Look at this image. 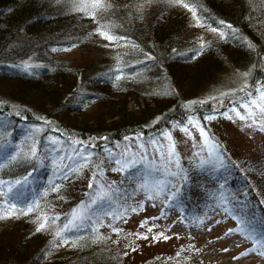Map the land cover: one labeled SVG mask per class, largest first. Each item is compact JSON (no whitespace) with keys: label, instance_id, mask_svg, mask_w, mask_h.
<instances>
[{"label":"trees","instance_id":"16d2710c","mask_svg":"<svg viewBox=\"0 0 264 264\" xmlns=\"http://www.w3.org/2000/svg\"><path fill=\"white\" fill-rule=\"evenodd\" d=\"M101 2L103 9H81L77 0H0V180L5 182L0 185V264H191L180 261L185 253H150L145 241L151 232L139 236L143 230H125L112 216L96 218L101 210L131 216L130 208L138 203L132 199L137 182L165 175L134 165L108 187L101 178L119 159L113 148L131 136L173 130L188 116L207 126L205 114L231 108L235 96L218 106L211 100L193 108L187 104L225 69L226 61L251 66L246 92L264 85V0ZM184 3L196 5L204 28H219L224 35L203 45L189 43L196 18ZM97 28L126 39L135 53L119 62L91 57L92 45L99 44ZM75 46L84 50L77 63L57 62L49 55L52 49ZM138 70L144 76L168 77L166 91H153ZM33 145L37 152L29 155ZM219 146L226 152L223 164L230 166L227 176L219 173L221 166L188 171L180 161L188 181L178 185L180 199L171 207L193 218L196 212L205 215L221 196H231L229 211L243 196L256 217L254 234L248 236L264 242V227H258L264 222V162L244 167ZM85 149L93 153L86 165L80 163ZM97 165L104 173L94 178ZM128 172L131 179L125 178ZM94 179L112 190L114 203L93 206L92 220L62 233L72 237L63 243L55 231L81 201L87 204V194L97 187L94 182L89 188ZM202 206L207 209H196ZM40 223L44 227L38 230Z\"/></svg>","mask_w":264,"mask_h":264},{"label":"rangeland","instance_id":"374dc122","mask_svg":"<svg viewBox=\"0 0 264 264\" xmlns=\"http://www.w3.org/2000/svg\"><path fill=\"white\" fill-rule=\"evenodd\" d=\"M77 1L84 4L91 3V0ZM191 17L193 18V16ZM192 22L195 25V29L187 37V40L191 44H199L200 41L205 42L210 37H219L221 35L219 32L213 31V28H204L205 26L200 23L198 24L197 21ZM98 37L99 44L92 45L94 50L91 57L114 58L119 62L125 54L131 55L135 53L136 47L124 38L108 40L105 36L99 35ZM58 50L52 49L49 52L50 57L57 62L71 64L77 63L83 58L81 52L84 50L80 51V48L77 46L61 49V51ZM223 60H225V57ZM231 61H226L225 69L221 70L210 82L203 84L196 95L189 98L187 104L190 107L194 104L200 105L210 100L208 99L209 97H212L211 101L218 106L223 104L225 100L232 99L231 97L235 96L231 105H234L241 115L247 117L246 119L241 120L236 116L235 112L229 111L228 115L232 119L216 115L214 118L205 121L207 126L198 121L205 128V132L210 139L214 142L217 141L216 143L218 144H223L239 160L238 162L245 167L251 161L264 162V131L260 130L264 127V123L259 125L253 123L254 119L264 120V115L261 114L260 109L254 107L252 104L253 100L259 104H264V99L259 95V91L264 90V85L262 87L258 86L259 88L253 92H246L245 90L249 88L248 80L251 66L247 65L248 63L234 65ZM238 61L240 60L238 59ZM136 73L146 79V82L152 87L153 91L157 93L166 91V86L169 83L167 81L168 77L162 75L150 76L147 74L144 76L141 70H138ZM197 101H200V103H197ZM243 104H248L249 108L245 109ZM250 113L252 114L250 115ZM183 125L188 127L191 135L181 131L180 127L166 130L171 134V142L167 137L162 135L165 131L158 135H135L126 138L122 143L114 146L113 152H118L119 159L131 158L132 154L135 153V158L140 161L135 165L144 166L141 171L150 169L153 171L155 169L153 172L161 170L165 172V175H161V179H143L137 183L144 184L145 181H148L149 184L155 182L163 184L170 181L172 184L178 186L180 178L170 176L165 170L169 167L167 164L169 148L174 146L175 151L179 154L181 164L185 165L188 171L197 167L196 161L201 156L206 158L208 155L207 148L203 143L198 128L188 121V119ZM161 153H163V156H161ZM145 160L154 161L152 167H149L145 163ZM161 161L164 162L162 163ZM229 167V165L221 166L219 173L227 176L226 172L230 171ZM171 171H176V168L174 166L171 167ZM150 175H152L151 172L148 176L149 179ZM120 176H122V172L119 170L110 171L101 179L109 187V184L113 185L111 182H117V178ZM158 176V173H153L154 179L159 178ZM193 183L189 185L190 188ZM191 189L190 191L193 192V187ZM132 199L138 203L143 202V207L131 216L123 213L118 214L120 219L117 220V225L123 226L125 230H143L147 235L148 232H151L145 241L150 253H175V255H179L180 252L185 253L179 257L180 261L185 258L187 259L186 262H190L191 264H264V243L256 241L255 238L248 236L246 233H229L227 231L228 229H234L244 220L238 219L239 221L236 222L231 215L232 210L235 208L240 217V205H235L233 209L231 207L229 211L227 204L216 201L213 203L214 206L205 215H199L196 212V215L191 218L183 216L177 209H172L171 206H165L161 201L166 199V196L149 199L143 188H139L136 196ZM230 199L231 196H228L226 201ZM204 208L205 206L196 209L201 210ZM225 208L228 211H225ZM161 210H163V215H161ZM141 221H144L143 225H141ZM258 227L262 229L264 222L258 223ZM157 233H163V236H167L168 238L164 239L163 236L156 235ZM154 236L155 239L153 238ZM247 249L251 250L244 255H239Z\"/></svg>","mask_w":264,"mask_h":264},{"label":"snow or ice","instance_id":"6c2138e0","mask_svg":"<svg viewBox=\"0 0 264 264\" xmlns=\"http://www.w3.org/2000/svg\"><path fill=\"white\" fill-rule=\"evenodd\" d=\"M177 3H180L181 0H176ZM185 8H188L191 10L193 16L196 18L197 23H200V17L196 16V5L192 4V3H184L183 5ZM79 7L81 9H85L86 7H91L92 9H96V8H101L103 9L105 7V5L101 2V0H91L90 5H86L84 3H81L79 5ZM88 15L90 16H94L95 12L94 11H89ZM221 24H223V21H220ZM229 27H231L229 25ZM97 32L100 33L101 36H105L108 40H113V39H122L121 37H114L113 35L109 34L106 31H102L100 28L96 29ZM213 31H217V32H221V30L219 28H215L213 29ZM224 33L221 32V36H223ZM200 44L203 45V41H200ZM251 47V45H249ZM24 67H28L27 65H24ZM122 74V73H121ZM246 75V73H245ZM119 78V76L117 77ZM259 95L262 99H264V90L259 91ZM208 99H212V97H209ZM197 103H200V101H197ZM252 104L254 107L260 109V112L262 115H264V104H259L257 103L255 100L252 101ZM243 107L245 109L249 108L248 104H243ZM229 111L235 112L236 116L239 117L241 120L246 119L247 117L241 115L240 111L233 105L231 109H225L223 112L217 113V111L213 108L212 111L210 113H207L203 116L204 120H208L211 118H214L217 114L222 115V116H226L228 119H232L231 116L228 115ZM252 113H250L251 115ZM188 121L192 122L193 125L198 128L200 136L203 140L204 145L207 148V157H203L201 156L197 161V166L201 169H204L205 167L211 169L217 166H224L223 162L225 160L226 157V152H224L218 143L214 142L212 139H210L206 132H205V128L203 126L200 125L198 120H193L192 116H188L187 117ZM253 123L255 124H262L264 123V120H253ZM177 127H180L181 131L185 132L188 135H191V132L189 131L188 127L186 125L183 124H177ZM261 131H264V127H262L260 129ZM162 135H164L165 137L168 138V140L171 142L172 141V137L170 132L165 131L162 133ZM153 143H155V141H153ZM37 152L36 146L33 145V147L30 149V152L28 153L29 155H35ZM93 153L91 151H88L87 149H85V154L81 157L80 159V163L81 164H88L89 162V158L92 157ZM161 156H163V153H161ZM140 161H138L135 158V153L132 154L131 158H126V159H116L115 160V164L118 167H112L110 170L111 171H120L122 173L125 172V170H130L136 163H139ZM162 163L164 161H161ZM102 163V162H101ZM145 163L149 166L152 167V165L154 164V161H147L145 160ZM229 163H231V161H229ZM167 164L169 165V167L167 169H165L168 174L172 177H179V183L182 185L184 183H187L188 181V177L186 175H181V172L184 171L181 168L180 165V157L179 154L175 151L174 146L169 148L168 151V159H167ZM175 167L176 171H171V167ZM153 171H155V169H153ZM104 173V169L99 167L98 165L96 166V170L92 173L93 177L95 178L97 176V174H99L100 176H103ZM132 177V173L128 172V175L125 177L126 179H131ZM95 182V184L97 185V187L90 191L87 195H88V201L87 204H85L84 201L80 202V205L76 208H73L71 211V215L66 216L65 217V223L63 224V226L61 228H57V230L55 231V236L59 237L60 240L63 243H68V241L70 239H72L71 235H62V233L67 232V230L69 228H76L78 225L83 224L85 222V220H92V216L89 214V210L92 209L93 206H95L97 209H103V207L106 205V203L108 205H113V201H112V190L109 188H106L103 184H101L99 182V180H90L89 182V188L92 189V185ZM123 182V181H122ZM5 182L0 180V185H3ZM16 184H19L20 181L17 180L15 181ZM112 184H115V181L111 182ZM8 188L11 189L12 187V183L9 182L8 183ZM137 188H143L147 197L149 199H156V198H160L162 196H166V199H163L161 202L165 205V206H172V205H176L180 199V192L182 191V188L178 187L176 184H172L170 181L167 183H163L161 184L160 182H155L152 184H149L148 181H145L144 184H136ZM223 189V184H221L219 186V191H222ZM118 191V189H117ZM0 192H3V189L0 188ZM244 196L247 195V188H245ZM220 202L222 204H226L227 201L225 199V197L221 196L220 197ZM236 205H240L241 207L239 208V214L243 215L245 217H248V219L241 221L240 224L237 225V227H235L234 229H228L227 231L229 233L231 232H237V233H246L248 235H253L254 234V227H253V222L255 221L256 217H255V210L254 209H249L246 205L243 204V196L241 197L240 200H237ZM261 204H264V201H260ZM13 207H15V205H13ZM143 207V202H139L137 203L134 207L130 208V211L132 212H136L137 210L141 209ZM28 211H31V205H29ZM121 211H127V209H121ZM225 211H228L227 208H225ZM108 215V216H112L114 220H118L120 219L119 215L114 214L112 211H99L96 213V218L100 219L103 215ZM163 210H161V215H163ZM232 218L233 219H239V215L237 214V210L234 208L231 212ZM45 219H47V217H45ZM55 219L56 217H53L52 222L55 223ZM149 219V218H146ZM155 219V218H152ZM141 225L144 224V221L140 222ZM94 224V221H93ZM44 227L43 223H40L37 225V229H41ZM113 232H119L120 229L119 228H112ZM137 235L139 236H145L146 237V233H137ZM156 235L158 236H163V233H157ZM155 239V236L153 237ZM164 239H167V236H163ZM55 246V245H54ZM251 249H247L245 250L244 253H240L239 255H244L246 254L248 251H250Z\"/></svg>","mask_w":264,"mask_h":264}]
</instances>
